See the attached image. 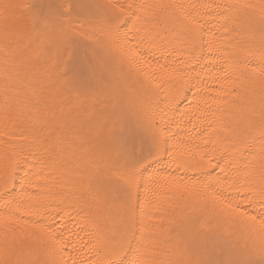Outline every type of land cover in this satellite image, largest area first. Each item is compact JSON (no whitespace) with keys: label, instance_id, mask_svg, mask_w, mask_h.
Instances as JSON below:
<instances>
[{"label":"snow or ice","instance_id":"obj_1","mask_svg":"<svg viewBox=\"0 0 264 264\" xmlns=\"http://www.w3.org/2000/svg\"><path fill=\"white\" fill-rule=\"evenodd\" d=\"M133 30L149 34L136 47ZM169 31L184 58L161 64L152 49L176 43ZM99 48L119 56L104 60ZM0 52L27 69L0 80V225L22 226L0 233V264H66L53 224L70 204L88 210L104 253L98 264H264V104L257 118L226 99L257 77L264 91V0L69 2L46 11L3 3ZM157 75L166 98L144 103L137 85ZM189 91L202 126L189 120L173 132L166 115ZM53 92L75 99L54 106ZM89 104L91 119L78 120ZM160 165L194 175L162 174Z\"/></svg>","mask_w":264,"mask_h":264},{"label":"bare ground","instance_id":"obj_2","mask_svg":"<svg viewBox=\"0 0 264 264\" xmlns=\"http://www.w3.org/2000/svg\"><path fill=\"white\" fill-rule=\"evenodd\" d=\"M69 2L75 3V2H84V3H114V4H124L127 5L128 3H137V4H156V3H169L172 2V0H0V4L3 3H10V4H21V5H35L36 10H47L48 5H59V4H67ZM175 3H183L185 5L190 3H204V4H215V3H236V4H250V5H260L262 3V0H174ZM18 11L27 14L29 9L22 8ZM141 15H145V13H141ZM150 18L151 14H147ZM27 18H25V23H27ZM131 25L128 26L129 29H131ZM138 27H143L142 25H138ZM148 27H151L149 25ZM125 31H128V29H125ZM157 31L164 32L163 28V17H162V23L161 27L157 29ZM149 35L147 32H140L137 34L134 30L129 31L128 34V41L130 47H136L137 41L140 36ZM149 39H151V36H149ZM165 36L162 35L160 37V40L158 41V44L160 41L164 40ZM167 39L170 41H176L174 44H169L168 49L163 51L160 47H156L155 49H152L156 53V58L159 60L161 64L163 63H171L173 61H179L183 59L182 56L183 51H185L180 44V37L176 33H171L169 31L167 35ZM171 53V54H169ZM91 55V53H89ZM97 56L103 58L104 60H111L113 57H118L119 52L113 49L111 52H108L105 48H99L97 49ZM103 65H101L102 67ZM219 68V64L215 65H207L203 68V71L205 72H211L212 68ZM243 70V69H242ZM15 78L17 76L24 77L25 73L27 72V69L20 65L19 63L13 64L11 60L9 62H5L4 55L2 52H0V80H3L5 72ZM215 75V73H212ZM206 80L208 87L211 89L213 87H216L211 79L208 77H204ZM258 77L256 80L251 82H244L239 85L235 86V94L226 97L228 100H235L237 106H244L248 107L250 109H254L257 113L261 110V105L264 104V91H261V88L259 86ZM90 86L95 87L96 81L92 80L89 82ZM160 76L157 75L151 82L149 80L142 78V83L137 85V88L139 89V92L143 98L144 103H148L151 101L152 103H158L162 102L166 98V90L163 87H160ZM229 91H232V88H229ZM53 99L50 101L54 106L58 105H67L70 100L75 99V94L73 96L69 97L67 95H57L55 92L51 93ZM187 99L182 100V102L179 105V111H176L174 113H169L166 115V120L171 126V129L173 132H177L180 134H183L187 128L191 127V124H189V120H192L194 123H197V127H201L198 122L195 120V116L199 115V112L197 111L196 103L193 98V91H189L186 93ZM201 95H213L211 91L208 93H202ZM159 106L161 108L164 107L163 103H160ZM223 106V105H222ZM215 107V105H214ZM205 104L203 101H201L200 109H204ZM65 111L67 112V108H65ZM92 108L91 105H88V111L87 113H81L77 119L78 120H90L92 117ZM187 126V127H186ZM206 126V125H205ZM217 147L223 152V149L225 145L218 144ZM223 166L225 168L229 167V164L231 163V159L227 158L225 161H222ZM160 170L162 174L166 175H174L178 176L181 179L187 180L189 177L193 176L194 174L189 172L185 173L181 169H175L171 167H165L163 165H160ZM216 172L219 171V169L215 170ZM232 172H235V168L233 167L231 169ZM241 181L244 180V175L241 173L238 177ZM71 201V197H69ZM68 208V211L62 212L59 215H55V221H54V229L62 235L64 241L67 243V247L65 250L57 255L58 260H63L66 262V264H98V261H100L103 256V250L101 249L98 239L95 236V229L90 225V223L87 221L86 217L88 215L87 209H78L75 207H72L70 205H66ZM180 209H177V214L180 213ZM156 215H159V213H155ZM63 217V218H61ZM166 227H172L174 225H169L167 221L164 222ZM21 225L13 224L11 228H9L6 225H0V233L4 232H11L18 228H21ZM108 227H112L111 224L108 225Z\"/></svg>","mask_w":264,"mask_h":264}]
</instances>
